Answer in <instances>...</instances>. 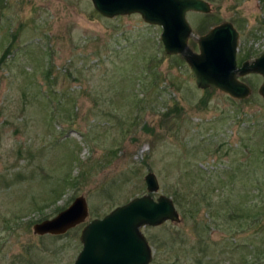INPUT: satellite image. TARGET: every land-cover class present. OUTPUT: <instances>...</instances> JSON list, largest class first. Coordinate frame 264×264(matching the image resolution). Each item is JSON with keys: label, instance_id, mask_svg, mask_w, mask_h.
I'll return each mask as SVG.
<instances>
[{"label": "rangeland", "instance_id": "obj_1", "mask_svg": "<svg viewBox=\"0 0 264 264\" xmlns=\"http://www.w3.org/2000/svg\"><path fill=\"white\" fill-rule=\"evenodd\" d=\"M205 1L195 37L230 22L239 65L264 52V0ZM160 34L90 0H0V264H73L82 229L148 195V173L179 214L141 229L150 264H264L261 79H240L242 101L200 90ZM77 197L83 224L33 233Z\"/></svg>", "mask_w": 264, "mask_h": 264}, {"label": "water", "instance_id": "obj_2", "mask_svg": "<svg viewBox=\"0 0 264 264\" xmlns=\"http://www.w3.org/2000/svg\"><path fill=\"white\" fill-rule=\"evenodd\" d=\"M95 11L106 19L137 14L144 23L160 27V40L165 54L179 56L190 69L195 86L200 90L216 89L229 97L245 100L251 89L242 81L248 75H261L258 94L264 99V53L237 66L239 33L230 22H224L205 35L194 38L198 51L188 41L193 37L188 13L207 15L211 7L205 0H90ZM149 194L158 190L152 173L144 177ZM144 195L115 208L101 219L90 221L81 231L82 249L73 264H149L152 250L141 229L166 222H179L172 200L160 196L154 200ZM88 208L83 197L54 218L37 223L38 236L64 235L83 224Z\"/></svg>", "mask_w": 264, "mask_h": 264}, {"label": "trees", "instance_id": "obj_3", "mask_svg": "<svg viewBox=\"0 0 264 264\" xmlns=\"http://www.w3.org/2000/svg\"><path fill=\"white\" fill-rule=\"evenodd\" d=\"M204 17H206L205 15H204ZM203 33V31L202 32H200V34H202ZM195 44L193 43V46H194ZM247 57L249 58L250 56L249 55H247ZM174 197H175V195H174ZM174 202H175V204H177L178 203V199H177V197H175L174 199Z\"/></svg>", "mask_w": 264, "mask_h": 264}, {"label": "flooded vegetation", "instance_id": "obj_4", "mask_svg": "<svg viewBox=\"0 0 264 264\" xmlns=\"http://www.w3.org/2000/svg\"><path fill=\"white\" fill-rule=\"evenodd\" d=\"M261 79V84L263 83V77L261 75H258Z\"/></svg>", "mask_w": 264, "mask_h": 264}]
</instances>
